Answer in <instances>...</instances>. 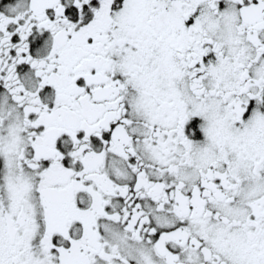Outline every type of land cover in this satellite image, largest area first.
Segmentation results:
<instances>
[{
  "label": "snow or ice",
  "instance_id": "snow-or-ice-1",
  "mask_svg": "<svg viewBox=\"0 0 264 264\" xmlns=\"http://www.w3.org/2000/svg\"><path fill=\"white\" fill-rule=\"evenodd\" d=\"M0 264H264V0H0Z\"/></svg>",
  "mask_w": 264,
  "mask_h": 264
}]
</instances>
